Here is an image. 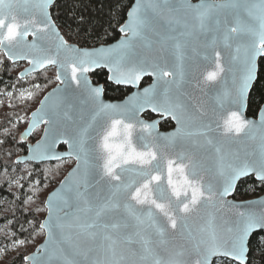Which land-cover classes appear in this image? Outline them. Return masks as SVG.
Wrapping results in <instances>:
<instances>
[{
  "label": "snow or ice",
  "instance_id": "6c2138e0",
  "mask_svg": "<svg viewBox=\"0 0 264 264\" xmlns=\"http://www.w3.org/2000/svg\"><path fill=\"white\" fill-rule=\"evenodd\" d=\"M54 3L0 0V50L10 61L29 60L32 71L58 65L56 80L66 85L46 96L33 113L31 127L45 123L48 128L44 140L29 149L31 159H60L54 149L62 139L70 149L67 155H74L78 161L60 189L48 198V218L39 224L41 232L47 230V241L42 245L47 257L26 259L35 264H187L184 257L190 253L195 256L192 264H212L213 257L227 264H251L253 240L257 246L264 244V201L259 210L251 203L230 205L245 210H238L234 219L222 225H217L214 215L195 231L189 223L202 209L222 206L240 176L255 172L264 181V134L257 159L225 152L221 141L212 136L220 129L225 142H230L248 136L257 127L264 131V113L259 126L242 115L256 58L264 55V0H201L199 4L182 0L179 6L173 0H135L126 24L120 28L124 38L115 47L94 51L71 46L59 35L49 11ZM208 33L212 36L204 47L211 53L202 55L205 60L211 55L215 67L204 75L205 84L216 82L225 71L221 53L216 50L218 43L225 48L235 45L233 59L243 65V75L233 79L234 92L217 98L219 108L224 107L228 96L237 106L222 123L210 112L194 109L181 99L184 85L191 82L186 53L189 49L195 52V42ZM29 35L37 41L55 36V55H49L50 50L35 41L28 44ZM29 51L42 54L29 56ZM101 66L118 84L137 85L145 75H154L157 84L125 104L105 103L101 99L103 88L92 87L86 75ZM72 82L89 115L64 138L61 120L71 117L67 110L61 113L58 105L49 102L62 97ZM158 85L162 88L160 99ZM145 108L171 116L179 127L163 137L154 135L158 121L138 119ZM4 132L9 134L8 129ZM177 144L183 145V151L169 157L166 149ZM207 153L214 154L211 169L204 163ZM210 171L213 176L206 181L204 174ZM77 176L79 179L74 180ZM176 232L186 236L190 249L169 251V233Z\"/></svg>",
  "mask_w": 264,
  "mask_h": 264
},
{
  "label": "trees",
  "instance_id": "16d2710c",
  "mask_svg": "<svg viewBox=\"0 0 264 264\" xmlns=\"http://www.w3.org/2000/svg\"><path fill=\"white\" fill-rule=\"evenodd\" d=\"M134 0H57L52 15L68 42L81 47H96L109 44L121 36L120 27L127 18ZM0 246L9 250L17 241L20 253L12 256L7 264H26L25 257L33 252L45 237L39 224L46 216L47 195L59 184L73 166L72 159L48 163L16 162L17 157L27 152V144L38 140L42 128L37 129L29 140H22L21 133L27 127L29 117L44 95L57 85L54 67L21 79L19 73L24 63H11L0 53ZM93 81L103 84L105 96L112 100L123 99L130 89L116 86L108 81V73L101 69L92 73ZM39 85L37 89L33 87ZM28 88L32 96L25 102L17 98L19 90ZM13 92V98L5 97ZM264 103V57L259 62L258 79L250 94L248 115L256 117ZM173 127L170 120L161 123L164 130ZM9 134L5 135L4 130ZM11 155H8V153ZM5 169H7L5 171ZM30 173V175H29ZM39 181V184H36ZM19 185H23L20 187ZM264 194V183L254 177L240 181L234 198L247 200ZM38 200V202H37ZM36 201V203H32ZM42 211H36V209ZM5 230L8 235H5ZM14 234V235H13ZM251 264H264V244L253 247L249 253ZM219 260V259H218ZM214 264H227L226 260Z\"/></svg>",
  "mask_w": 264,
  "mask_h": 264
},
{
  "label": "water",
  "instance_id": "95a60500",
  "mask_svg": "<svg viewBox=\"0 0 264 264\" xmlns=\"http://www.w3.org/2000/svg\"><path fill=\"white\" fill-rule=\"evenodd\" d=\"M56 1L57 0H55V3H56ZM181 2H182V0H173V3L176 6H179V4ZM188 2L191 4H199L201 2V0H188ZM207 2L218 3L219 0H207ZM134 3H135V0L133 2L132 6L134 5ZM54 4H53V6H54ZM52 7L49 9V11L51 13V18L55 23V26L59 32V35L61 37H63L64 40L67 41V39L63 35L60 27L58 26V24L56 23L53 15H52V10H51ZM131 7H130V9H131ZM130 9H129V11H130ZM127 20H128V15H127V18H126V20L122 26H124L126 24ZM211 36H212L211 33H208L206 36H200L199 40H197L194 44L196 51L193 52L191 49H189L186 53V55L188 57H190V59L187 61L186 66L188 67V69L190 71V81L191 82L184 85V87L182 89L183 94L181 95V99L186 104L192 106L194 109L199 108L203 111L210 112L213 115L214 120L222 123L223 118H226L227 113L230 111L237 110V106L233 105L229 102L231 97L228 96V97H225L224 107L219 108L218 104H217V98L224 93L232 94L234 92L233 79L235 77L237 80H239L240 77L243 75V65H242L240 60L233 59V57L236 56L235 45H233L232 48H225V47H223L222 44L218 43L216 46V50L221 53V61L220 62L222 64H224L225 71L221 74V76L218 78V80L216 82L210 83V84H205L204 79H203L204 75L208 71L214 70V67H215L214 61H213V58L211 57V55H209V59H207V60L203 59V55H202L205 52H208L209 54L211 53V49H206L204 47V45L211 39ZM123 38H124V33L121 32V36L118 40H116L112 43H109V44H102V45H99L96 47H81L75 43H71L68 41L67 42L69 45L74 46L76 48H79L82 50L94 51V50L101 49V48L107 49V48L115 47L116 45L119 44V42ZM26 40H27L28 44H31L35 41L41 48L49 49L50 50L48 52L49 55H55V53H56V44L58 43V41H57L55 36H52L50 39L45 40V41H37L36 37L29 35L26 38ZM0 51L5 55L3 50H0ZM41 54L42 53L39 51H29L28 52L29 56H37V55H41ZM5 57L7 58L6 55H5ZM263 57H264V55H261V56H257V58H256V72L254 74L253 82L250 84L249 90L245 95V104H244V107L242 109V115H243L244 119L254 122L257 126H259V124H260L261 114L264 113V103L262 104V106H261L260 110L258 111V114L256 117L249 116L247 111H248L251 91L254 87L255 82L258 79L259 62H260V59ZM63 58H64V54L61 53L60 59H63ZM10 62L13 64H16V63L26 64L25 68L19 73L20 78H21V73H24V76L21 79H25L28 76L40 73L43 70L51 68V67H54L56 69V74L58 71H60L58 65H47L44 68H37L35 71H32L33 65L27 59H20V60H16L15 62H13V61H10ZM101 69L105 70L108 73V81L110 83H112L116 86H122V87L130 88V89H132V91L124 99H121V100H112V99L107 98L105 96L104 86L102 84L95 83L93 81L92 76H91L92 73H94L97 70H101ZM86 75L88 76V79L91 82L92 87L103 88V93H102L101 99L105 103H111V104H125L129 100L130 97L137 95V94H142L143 90L145 88H149L150 86L157 84V80H156V77L154 75L143 76L137 85L124 84V83L118 84L115 82V80L110 79V77L113 74L111 72H109L106 67H103V66L93 68L92 71H90ZM147 78L150 79V82L148 84L142 86V82ZM165 79H171V78L166 77ZM65 87H66V85H61L60 82L58 81L57 85L54 86L52 89H50L44 95V97L40 100V103L37 106V108L34 111H32V113L30 114V117H29L28 125L24 129V131L21 133V137H23L22 140H25V141L29 140L32 137L33 133L39 128H42V134H41L40 138L38 140H36L35 142H33V143L29 142L27 144V152L25 154L17 157V159H16L17 163H18V161H22V162H19L20 164H25V163L41 164V163L62 161L65 159H72L74 161L73 166L66 173V175L63 177V179L47 195V198L45 200L46 216L41 221V223H43L48 218V211H47V200H48V198L52 195V193H54L55 191L60 189L61 185L65 182L66 178L69 177V174L72 173L73 170L77 167L78 161L74 155L73 156L67 155V153L70 151V149H69L68 144L64 143L62 139L56 143L55 149H54L55 154L58 155L60 157V159H48V160H40V161L31 159L32 153L29 151V149L35 147V145L38 142L44 140L45 131L48 128V125L45 123H38L34 128L31 127V125L33 123V113H35L41 107V103L44 101V98L46 96H49V94L53 93V91L57 88H65ZM156 94H157L158 99L162 98V88L159 85L157 86V93ZM49 103L58 105V108L61 111V113L65 110H67L69 116L71 117V119H68V120H63V119L61 120L62 130L65 131V137L64 138H68V136H70L72 134L73 130L76 127H78L79 125H81L84 122V120H86L88 118V115H89L88 107H87V105H85L83 103V97L80 95L79 90L76 89L74 82L70 83V85L67 86L66 92L62 94V97H53ZM148 112L157 116V117L155 119H152V120L145 118L144 115ZM138 119L143 120L146 123H152V122L158 121V123L156 124V132L154 133V135L159 134L160 137L174 133L177 130V128L179 127L177 122L175 120H173L171 118V116H164L161 113L153 112L151 110V108H145L139 114ZM164 120H171L174 127L170 130H162L160 127V123ZM138 132H139V125L137 126V133H134V141H135V136L138 134ZM262 134H264V131H262L259 127H257L255 130H253V132L249 133L248 136H242V138L238 137L235 140L230 141V142H225V138L223 137L222 131L220 129H217L214 133H212V136L214 138H216L217 140L221 141V143L223 144V150L225 152H237L240 154L241 157H245L247 155L248 158L257 159L259 157V144H260V137ZM252 136H255V139L251 138ZM160 143H163V141L161 140ZM137 148L140 149L139 144H137ZM181 151H183V145L177 144L174 147L167 148L166 154L169 157L174 158ZM213 155L214 154H212V153H207V154H204V156H203L205 166L208 167L209 169L212 168ZM25 157H27L26 160L24 159ZM212 176H213V172H211V171L207 172L204 174V179L207 181ZM248 177H254L257 181L264 183V181L260 180L257 177V174L255 172H250L248 175L240 176L234 182V191L230 195L224 197L223 205L217 206L216 208L208 207L206 209H202L201 212L196 217L192 218V220L189 223V227L193 231L198 230L199 228L203 227L206 224L210 215H214L216 217L217 225H222L224 221L234 219L235 214L238 210L239 211L245 210V208L237 209V208L230 207V205H232V204L244 205V204L251 203L254 206H256L257 210H259L260 202L264 201V194L259 196V197L247 199V200H237L234 198L238 184L240 183V181H242L243 179H246ZM78 179H79V176L74 178V180H78ZM44 233H45V237H44L43 241L36 247V249L33 252H31L26 257H32L33 255H38V258L41 260H43L47 257L48 252L42 248V245H44L45 242L47 241V230H44ZM169 240H170V245H169V251L170 252L178 251L182 248L186 249V250L191 248V244L186 239V236L182 235L179 232L169 233ZM38 250H39V252H38ZM161 254L166 255L165 253H161ZM26 257H25V262L27 264H35V262L33 260L26 259ZM184 258L187 261V264H192V261L195 259V256H194V254L189 253V254H186V256ZM218 259H221V258L213 257L212 258V264H214V261L218 260Z\"/></svg>",
  "mask_w": 264,
  "mask_h": 264
},
{
  "label": "rangeland",
  "instance_id": "374dc122",
  "mask_svg": "<svg viewBox=\"0 0 264 264\" xmlns=\"http://www.w3.org/2000/svg\"><path fill=\"white\" fill-rule=\"evenodd\" d=\"M0 53H2V52L0 51ZM25 66H26V64H24V67L21 69V71L25 68ZM7 93H11L12 95L9 96V95H7ZM30 93H31V95L29 96ZM13 94H14L13 92H5V97L7 100H9V103L11 102V99L13 98ZM31 96H32V92L28 88H25V89H22L21 91L19 90L17 98L19 100H21L22 102H25ZM30 142L33 143L32 141H30ZM37 202H38V200H37ZM32 203H36V201H33ZM5 235H8L6 230H5ZM9 248H10L9 250H6L5 248H2L0 246V264H7L8 262H10L12 256L18 255L20 253L19 244H18V246H17V244L16 245L12 244ZM222 260L223 259H219L218 261L221 262Z\"/></svg>",
  "mask_w": 264,
  "mask_h": 264
},
{
  "label": "flooded vegetation",
  "instance_id": "af4514ba",
  "mask_svg": "<svg viewBox=\"0 0 264 264\" xmlns=\"http://www.w3.org/2000/svg\"><path fill=\"white\" fill-rule=\"evenodd\" d=\"M149 82H150V79H149V78L145 79V80L142 82V86L148 84ZM102 85H103V84H102ZM103 86H104V85H103ZM121 87H122V86H121ZM124 88H127V87H124ZM127 89H130V88H127ZM104 90H105V89H104ZM131 91H132V89H130V92H131ZM130 92H129V93H130ZM129 93H128V94H129ZM128 94H127V95H128ZM127 95H126V96H127ZM126 96H125V97H126ZM125 97H124V98H125ZM124 98H123V99H124ZM120 100H121V99H120ZM144 116H145V118H147V119H149V120L155 119V118L157 117V116H155V115H153V114H151V113H149V112L146 113ZM164 121H166V120H164ZM164 121H162V122H164ZM170 121H171V120H170ZM162 122H161V123H162ZM161 123H160V127H161ZM173 127H174V125H173ZM173 127H171L170 129H172ZM161 129H162V128H161ZM170 129H166V130H170ZM162 130H163V129H162ZM164 130H165V129H164Z\"/></svg>",
  "mask_w": 264,
  "mask_h": 264
}]
</instances>
